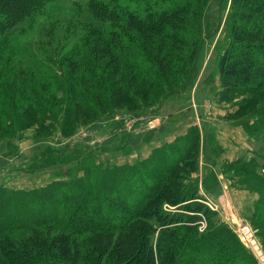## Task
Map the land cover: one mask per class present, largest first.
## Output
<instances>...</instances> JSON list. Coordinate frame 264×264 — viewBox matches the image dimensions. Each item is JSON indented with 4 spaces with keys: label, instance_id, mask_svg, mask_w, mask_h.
I'll return each mask as SVG.
<instances>
[{
    "label": "rangeland",
    "instance_id": "rangeland-1",
    "mask_svg": "<svg viewBox=\"0 0 264 264\" xmlns=\"http://www.w3.org/2000/svg\"><path fill=\"white\" fill-rule=\"evenodd\" d=\"M12 1L14 6L23 7L22 4L27 0ZM86 3V0H54L25 34L16 37L12 43L14 55L5 52L0 59V185L27 190L41 188L53 181H67L71 177L81 176V168L88 158H93L98 164L114 165L112 160L116 144L113 140L108 139L106 143L95 146L91 142L119 126L126 117L141 122L137 123L139 125L134 132L144 129L154 130L156 134L166 133L173 124H177L180 131L186 132L168 147L174 149L180 144L178 149L184 153L183 166L175 174L178 183L182 185L183 182H193L198 189V201L204 200L213 206L211 209L201 202L209 210L208 218L214 224L227 226L248 256L257 264H264V188L257 181L258 178L264 179V132L260 128L261 112L264 110V73L255 69L250 83L231 93L230 99L226 100L219 72L223 58L231 54L226 52L229 38L242 26L240 19L243 11L237 2L193 0L194 12L187 13L186 17L187 29L191 34L187 36L188 44L192 43L196 49L200 40L204 42L192 83L183 85L184 78L180 77L170 88L164 84L152 94L144 92L130 75L122 62L123 53L119 51V46L116 43L110 45L106 35L91 31L90 27L94 26L96 30H107L109 33L111 25L90 21ZM118 32L122 38V32H125L149 48L140 24H129L126 27L125 23H121ZM90 62L92 69L99 63L103 70L106 68L108 76L114 78L116 88L113 87L114 83H108L103 99L97 96L94 81L85 72ZM259 64L261 68L263 64L264 68L263 60ZM30 65L36 66L33 75L27 70ZM52 73L60 75L59 80L65 86L69 84L87 89L92 84L88 92L99 107H94L89 113L68 112L64 119L66 91L53 94L51 99H55L58 104L55 110L37 88L36 78ZM214 78L216 81L213 83ZM182 86L184 88L179 91L182 93H176L177 88ZM119 88L129 90V95L122 94L117 90ZM107 89H112V103L108 108L103 105L106 99L109 100ZM197 89L201 90L203 111L191 102ZM31 90L36 95L34 101L43 104L48 110L38 106L30 107L23 91ZM161 99L167 105L165 109L159 108ZM183 109H189V118L183 116ZM255 112H259L258 117L247 118ZM201 115L221 125L218 128L201 125L198 123ZM147 116L150 120L142 122L143 117ZM171 118L175 121H171ZM239 120L242 125L237 123ZM166 122H169L168 128ZM226 122H234L241 129L225 127ZM62 125L65 126V141L58 135ZM245 125L249 130L244 128ZM124 129L125 125L121 128L123 133ZM217 130H233V134L223 135L229 139L231 143L228 146L238 156L233 161L222 158L223 148L216 139ZM256 130L261 131L254 134L251 132ZM82 142L87 144L82 145ZM65 148L66 152H62ZM214 169L220 172L217 179L211 175ZM6 171L13 172L6 176ZM221 181L225 185L220 187L218 183ZM234 191L242 192V200H248V204L245 205L242 200H237V203ZM196 215L203 218L204 230L201 232L197 228L198 232L203 233L207 227L206 217L203 213ZM32 232H37V235ZM60 235L55 225L18 229L0 234V245L7 241V245H14L16 250L26 248L31 252L34 249L30 247V239L43 246L48 238L56 240ZM90 238L80 236L68 240L70 244L75 243L76 252L81 255L77 262L72 259L69 261L67 257L74 254V247H60L59 242L56 247L60 251L50 248L51 251H48L53 256L46 260L50 264H84L82 260L88 256L89 264H97L98 260L94 256L93 261L90 259L93 251ZM33 253L37 255L36 251ZM99 264L116 263L106 255Z\"/></svg>",
    "mask_w": 264,
    "mask_h": 264
},
{
    "label": "trees",
    "instance_id": "trees-1",
    "mask_svg": "<svg viewBox=\"0 0 264 264\" xmlns=\"http://www.w3.org/2000/svg\"><path fill=\"white\" fill-rule=\"evenodd\" d=\"M53 1L27 0L23 7H16L12 0H0V59L5 52L14 55L12 43L16 37L25 34ZM86 1L90 21L111 25L109 33L96 30L94 26L90 27L91 31L106 35L110 45L116 43L119 46L123 53L122 62L144 92L152 94L164 84L170 88L180 77L184 78L183 85L192 83L204 42L200 40L196 49L192 43L188 44L187 36L191 34L186 17L187 13L194 12L193 0ZM232 1L237 2L243 14L240 19L242 26L229 38L226 52L231 54L223 58L219 67L226 100L230 99L231 93L250 83L255 69L264 73L263 64L262 68L259 64L260 60L264 61V0ZM121 23L126 27L140 24L149 48L125 32H122V38L118 32ZM90 65L91 62L85 72L94 81L97 96L103 99L106 86L114 83V78L108 76L106 68L103 70L99 63L94 69ZM30 66L27 70L33 75L36 66ZM59 77L56 73L39 75L36 84L39 93L53 104L55 110L58 104L51 99L53 94L66 91L64 119L68 112L89 113L94 107H99L88 92L92 84L87 89L69 84L65 86ZM113 87L116 88L115 83ZM182 88H177L176 93ZM112 89H107L109 100L103 103L106 108L112 103ZM117 90L129 95V90ZM23 92L30 107L47 109L34 101L36 95L32 90ZM163 102V99L159 100V106ZM258 113L247 118L258 117ZM261 114L260 128L264 132L263 109ZM63 125L58 134L65 138ZM244 128L249 130L247 125ZM261 130L251 132L254 134ZM168 146L155 149L148 158L137 163L121 166L98 164L93 158H88L81 168V176L53 181L37 189L19 190L0 185V234L47 225L57 226L62 234L56 240L48 238L43 246L30 239V247L37 255L26 248L16 250L14 245H7L5 241L0 245V262L50 264L46 258L53 254L48 250L54 248L59 252L57 242L60 247H74V254L67 257L69 261L77 262L81 255L76 252L75 243L70 244L68 240L91 236L93 255L90 259L94 256L97 264L104 261L106 255L116 264H257L227 226L214 224L208 218L209 210L198 201L197 186L193 182L178 183L175 174L183 166L184 153L178 149L180 144L174 149ZM257 181L264 188V179L258 178ZM164 205L174 209L165 210ZM202 213L207 227L200 233L197 223L203 218L196 214ZM32 233L37 235V232ZM86 259L82 261L89 264V257Z\"/></svg>",
    "mask_w": 264,
    "mask_h": 264
},
{
    "label": "crops",
    "instance_id": "crops-1",
    "mask_svg": "<svg viewBox=\"0 0 264 264\" xmlns=\"http://www.w3.org/2000/svg\"><path fill=\"white\" fill-rule=\"evenodd\" d=\"M199 56H200V54H199ZM216 77L217 76H215V78ZM215 78L213 79V83H214ZM214 85H216V82ZM217 85H218V83H217ZM200 91H201L200 89L196 90V92L191 97V102L193 104H195V107H197L198 109L203 111L204 110V104L202 102V94ZM178 93L181 94L182 92H178ZM166 107H167V105H166L165 101L159 106V108H162V109H165ZM182 114L184 117L189 118L190 117L189 109H183ZM171 121H175V120L173 118H171ZM137 123H141V122H138L137 120L135 121L132 117H126L121 121L119 126L110 130V132H106L103 135H99L97 138H95L91 142V144L93 146H95V145H99L101 143H106L108 139H112L113 142L116 144L115 145L116 148H114V150H113L115 156H113L114 159L112 161H114V162H112V163L114 165L121 166V165H125V164H134V163H137L138 161H141V160L148 158L155 149L160 148L161 146H163V144H164V146L171 144L177 137H179V135L181 136L186 132L185 130L180 131V129H178V127H176L177 124H173V126H171V130L167 129L166 133L164 131L163 133L158 132L156 134L154 130H147L146 131L144 129H140V130H137L136 132H134L135 127L137 125H139ZM168 123L169 122H166L167 128H168ZM198 123L201 125H206V124L212 125L215 128L216 127L218 128L221 125L217 121H214L211 119H205L202 115L198 118ZM124 125L126 126V129H124V133H123L121 128H124ZM224 125H225V127H228V128L233 127V128H240L241 129V126L236 125L234 122H228V123L226 122V123H224ZM233 133H234L233 130H230L229 132L217 130V134H216V139H218L219 144L223 148L222 158L230 160V161H233V159H236V157H238V156L235 154L236 152L234 151V149H231L228 146V144L230 142L229 139H227L223 135H226V134L231 135ZM62 140L65 141L64 138H62ZM85 144H87V143L82 142V145H85ZM122 150H124V151H122ZM98 158L103 159L100 157H98ZM24 171H26V169H24ZM12 172L13 171H11V172L6 171L5 174H6V176H9L10 174H12ZM218 173H220L219 170L214 169L213 174H211V175L213 177H216V179H217ZM218 185H220V187H221V185H225V183L223 181H221L220 184L218 183ZM231 191H233V190H231ZM233 195H234V198L236 199V202H237V200H242V198H243V193L239 192V191H234ZM242 201L245 203V205L248 204L247 203L248 200H246V201L242 200Z\"/></svg>",
    "mask_w": 264,
    "mask_h": 264
},
{
    "label": "built area",
    "instance_id": "built-area-1",
    "mask_svg": "<svg viewBox=\"0 0 264 264\" xmlns=\"http://www.w3.org/2000/svg\"><path fill=\"white\" fill-rule=\"evenodd\" d=\"M150 120V117H143V120H142V122H145V121H149ZM139 121H140V119H139ZM200 202H202L203 204H205L207 207H209V208H211V209H213V206H212V204L210 203V202H206V201H204V200H202V201H200ZM215 206V205H214ZM216 207V206H215ZM172 209H174L173 207H170V206H168V205H166L165 206V210H172ZM197 228H198V230H200L201 232L204 230L203 228H204V221H199L198 223H197Z\"/></svg>",
    "mask_w": 264,
    "mask_h": 264
}]
</instances>
